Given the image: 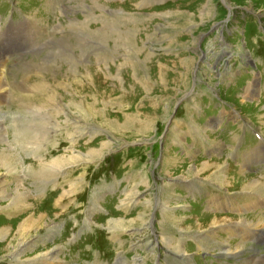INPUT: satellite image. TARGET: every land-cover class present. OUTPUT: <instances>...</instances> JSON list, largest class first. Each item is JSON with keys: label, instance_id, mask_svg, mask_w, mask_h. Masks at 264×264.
Instances as JSON below:
<instances>
[{"label": "rangeland", "instance_id": "rangeland-1", "mask_svg": "<svg viewBox=\"0 0 264 264\" xmlns=\"http://www.w3.org/2000/svg\"><path fill=\"white\" fill-rule=\"evenodd\" d=\"M26 15L18 25L1 23ZM0 21L12 30L0 55L16 58L7 70L4 58L1 68L8 84L0 97V154L23 164L0 166V264L264 261L263 242H229L243 228L264 240L263 202L252 205L264 198V153L244 158L247 172L223 158L241 142L260 146L251 134L264 138V0H0ZM25 78L29 85H18ZM214 114L225 120L221 129ZM186 131L204 145L202 157L179 152ZM203 162L217 169L225 163L234 180L255 178L259 192L240 194V183L216 186L215 165ZM49 167L57 170L51 177ZM153 172L168 181L153 183ZM17 189L28 200L18 208ZM194 189H202L204 202L248 212L224 213L209 203L217 214L210 213L184 197ZM155 195L164 248L148 234Z\"/></svg>", "mask_w": 264, "mask_h": 264}, {"label": "bare ground", "instance_id": "bare-ground-1", "mask_svg": "<svg viewBox=\"0 0 264 264\" xmlns=\"http://www.w3.org/2000/svg\"><path fill=\"white\" fill-rule=\"evenodd\" d=\"M98 5H99V2H96ZM112 3V2H111ZM111 3H108V4H111ZM97 5V6H98ZM107 5V4H106ZM126 6V5H125ZM97 9H100L99 8V6L98 7H96ZM102 9H103V6L101 7ZM104 9H107L106 7L104 8ZM109 10V9H108ZM112 11H110V15L111 14H114V9H111ZM93 10L91 9V11L89 12L90 13V15H91V12H92ZM105 13V12H104ZM93 14V13H92ZM118 14V13H117ZM120 14V13H119ZM49 15V14H48ZM89 15V14H88ZM94 16V15H93ZM116 17V16H115ZM117 18V17H116ZM121 18V17H120ZM115 19V18H114ZM38 22V21H37ZM31 24V23H30ZM26 25V24H25ZM34 28H36V23L34 22ZM80 26H81V24H80ZM2 28V27H1ZM5 28V27H4ZM17 28V27H16ZM78 30H81V29H78ZM82 30H83V34L81 33V35L82 36H84L85 37V39H86V41L87 42H89L88 40H89V38H90V34H89V37H86V33L88 32L87 30H84L83 28H82ZM98 33H100L101 32V30H98L97 31ZM89 33V32H88ZM77 35V34H76ZM80 35V34H79ZM81 37V36H80ZM96 38V37H95ZM100 38V37H99ZM92 39V38H91ZM58 41V40H57ZM82 42V41H81ZM57 45V44H56ZM63 45V44H62ZM135 45V44H134ZM1 46V45H0ZM60 47V46H59ZM90 47V46H89ZM88 47V48H89ZM64 48V47H63ZM66 48V47H65ZM135 48V47H134ZM138 49V48H137ZM136 49V50H137ZM67 50H69V49H67ZM82 50V49H81ZM135 50V51H136ZM70 52H71V50H69ZM88 51V50H87ZM90 51H91V49H90ZM69 52V53H70ZM82 52V51H81ZM68 53V54H69ZM72 53V52H71ZM85 54V53H84ZM72 56V55H71ZM84 57V56H83ZM48 58V57H47ZM71 59V58H70ZM137 61V60H136ZM6 63V61L4 60V58H2V55H0V97H3V95H4V93H5V91H6V88H7V84L8 83H5L6 82V80H5V82H4V79H3V75H4V73H3V75H2V69L1 68H3L4 67V64ZM75 60L74 59H72L71 60V65L74 67L75 66ZM148 67V66H147ZM133 75H134V78L135 77H137L136 75H137V72H136V69L134 68V70H133ZM28 82H29V80L28 79H21V82H19V84L18 85H22L23 87H25V86H28L29 84H28ZM42 83V82H41ZM43 84V83H42ZM48 86V85H47ZM20 86H18V89H20L19 88ZM43 87V86H42ZM16 89V88H15ZM17 89V90H18ZM24 89H26V88H24ZM35 89V88H34ZM77 90H78V88H77ZM21 91V90H20ZM23 91V90H22ZM54 92V91H53ZM7 94V93H6ZM50 95V94H49ZM53 96L51 95L49 98H51V99H53L52 98ZM61 98V97H60ZM63 98V97H62ZM95 98V97H94ZM64 99V98H63ZM55 101V100H54ZM99 102V101H98ZM73 103H75V102H73ZM106 104V103H105ZM86 105H88V104H86ZM94 105V104H93ZM90 106V105H89ZM92 106V105H91ZM95 106V105H94ZM97 108V107H96ZM94 109H95V107H94ZM42 110V109H41ZM38 112V111H37ZM39 114V113H38ZM32 117V116H31ZM106 117V116H105ZM25 120V119H24ZM44 121H42V123H43ZM45 123V122H44ZM27 125V124H26ZM43 128V127H42ZM210 128V127H209ZM207 131V133H209V130L207 129L206 130ZM36 135V134H35ZM0 142H2V143H5L6 141H5V139H4V132H3V128H2V126H1V124H0ZM29 142V141H28ZM27 142V143H28ZM39 142H40V140H39ZM33 143V142H32ZM35 143V142H34ZM6 146H7V144H6ZM11 148V147H10ZM10 148H6V149H4V151L7 153V156L6 157H8V154H9V152L11 151V149ZM35 148V147H34ZM14 149V148H13ZM33 149V148H32ZM31 149V150H32ZM33 150H35V149H33ZM13 151V150H12ZM15 152V151H14ZM90 154V153H89ZM4 154H0V166L3 168V170L5 169H13V168H15V167H17L16 165L19 163V165H20V161L18 162V160H17V163L15 164L14 163V161H8V160H6L5 158H4V156H3ZM17 157V156H16ZM70 157V156H69ZM72 157V156H71ZM74 157V156H73ZM78 158V157H77ZM8 159V158H7ZM69 159V158H68ZM79 159V158H78ZM58 160V159H57ZM59 162V161H58ZM55 163H57V162H55ZM22 164V163H21ZM54 164V163H53ZM23 165V164H22ZM210 165H215V168L217 169V165L216 164H213V163H210V162H207V163H205V162H203V163H201V165L200 166H210ZM220 166H219V168L213 173V175H212V178H213V180H214V182H215V185L217 186L218 184H221V183H225V184H237V183H240V194H244V193H247V192H251V193H253V192H259V190H260V183L254 178V179H249L248 177H246V176H244V175H242V176H239L237 179L235 178V180L234 179H232V178H230L226 173L228 172V169H227V165L225 164V163H223V164H219ZM56 166V165H55ZM58 166V165H57ZM60 166V165H59ZM63 167V166H62ZM65 167V166H64ZM50 168V171H46L45 172V174H50V177L51 176H53V174L54 173H56L57 172V170H55L54 169V171L51 169V167H49ZM16 169V168H15ZM58 169V168H57ZM17 170V169H16ZM8 172H10V171H8ZM195 172H196V174L198 173L199 174V172H202V170H200V171H198V170H195ZM35 173V172H34ZM39 173V172H38ZM10 174V173H9ZM40 177H41V175H40ZM43 177V176H42ZM1 183L2 182H0V185H1ZM220 187H222V188H224L222 185H220ZM264 188V187H263ZM17 193H15V195H14V203H15V206H17V208H18V206H19V204L20 203H22V201H28L27 200V194H26V192H25V195L23 194V190H20V189H17V190H15ZM14 191V192H15ZM224 191V190H223ZM237 193V192H236ZM2 194H6V193H2ZM262 194V193H261ZM0 196H2L1 194H0ZM10 197H11V195H10ZM232 197V196H231ZM233 199V198H232ZM237 199V198H236ZM254 200V202L252 203V205L253 204H259L258 203V200L257 199H253ZM240 202H241V200H240ZM236 203V202H235ZM30 204V203H29ZM26 205H28V204H25V206ZM31 205H28V207H30ZM40 219H41V217H40ZM39 219V220H40ZM261 220V219H260ZM11 221V220H10ZM37 222V221H36ZM123 222V221H122ZM251 221L250 220H247V221H244V222H242V221H239V223H242L243 225H247V224H244V223H250ZM38 223H39V221H38ZM223 223H226V224H231V223H234V221L232 222V221H230V220H227V222H225V221H223ZM23 225V224H22ZM214 225V227H217V226H220V225H218V223H214L213 224ZM25 226V223H24V225L22 226V227H24ZM29 226V225H28ZM214 227H210L208 230H211V228L213 229ZM9 228V227H8ZM8 228H5V230H7ZM242 228V227H241ZM244 229V228H243ZM247 229V228H246ZM24 231V233H25V231L26 230H23ZM249 234H252V233H249ZM25 235V234H24ZM244 236H246V234L244 235ZM215 239V237H213V241H215L214 240ZM219 239L217 238V240L216 241H218ZM174 248V247H173ZM175 250H177V249H175ZM175 253V252H174ZM261 259V258H260ZM56 260V259H55Z\"/></svg>", "mask_w": 264, "mask_h": 264}, {"label": "crops", "instance_id": "crops-1", "mask_svg": "<svg viewBox=\"0 0 264 264\" xmlns=\"http://www.w3.org/2000/svg\"><path fill=\"white\" fill-rule=\"evenodd\" d=\"M244 22H245V25H244V37L246 38V45L252 50V47H251V41H250V39L249 40H247V38H248V27H249V23H248V19H246V20H244ZM254 25V24H253ZM254 31V28L253 27H251V33ZM253 35H254V32L252 33ZM252 35V36H253ZM232 37V36H231ZM233 37H234V35H233Z\"/></svg>", "mask_w": 264, "mask_h": 264}]
</instances>
